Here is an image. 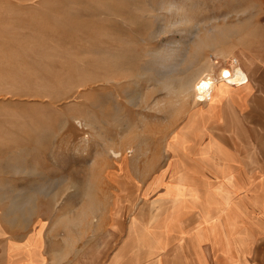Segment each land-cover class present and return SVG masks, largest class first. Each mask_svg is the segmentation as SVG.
<instances>
[{
	"label": "rangeland",
	"instance_id": "374dc122",
	"mask_svg": "<svg viewBox=\"0 0 264 264\" xmlns=\"http://www.w3.org/2000/svg\"><path fill=\"white\" fill-rule=\"evenodd\" d=\"M29 245L264 264V0H0V264Z\"/></svg>",
	"mask_w": 264,
	"mask_h": 264
},
{
	"label": "crops",
	"instance_id": "0c3cea01",
	"mask_svg": "<svg viewBox=\"0 0 264 264\" xmlns=\"http://www.w3.org/2000/svg\"><path fill=\"white\" fill-rule=\"evenodd\" d=\"M246 77H247V82L245 83V84H243V85H241L240 87H238V88H242V87H244V86H247L248 85V83H249V78H248V75H246ZM237 87H232V88H230L229 89V91L227 92V94H225V96H223L222 98H220V100L219 101H221V100H223L225 97H230L231 95V93L230 92H232V91H234V90H236V91H238L237 89H238ZM215 105H214V114H215V110L218 108V106H219V103H214ZM222 159H224V158H221L220 160H222ZM30 246V248L27 250L28 252H27V256H31L30 258H31V260H27L26 261V263L25 262H23L22 264H38V260L36 259V257H38V255H39V253H41L39 250L37 251L36 249L37 248H35L34 247V245H29ZM22 249V248H21ZM21 256H26V255H24V253L23 252H21V254H20ZM2 256H5V260H4V263L5 264H12V257L14 256V250H5V254L4 255H2ZM31 261V262H30ZM36 262V263H35Z\"/></svg>",
	"mask_w": 264,
	"mask_h": 264
},
{
	"label": "bare ground",
	"instance_id": "6f19581e",
	"mask_svg": "<svg viewBox=\"0 0 264 264\" xmlns=\"http://www.w3.org/2000/svg\"><path fill=\"white\" fill-rule=\"evenodd\" d=\"M229 71L231 72V73H233V74H235L236 73V71L232 68V69H229ZM235 72V73H234ZM227 73H229V72H226V71H223L222 72V77L220 76L219 78L221 79V80H223V75L224 74H227ZM223 81H225V82H227V83H230V84H232L234 87H236V83L234 82V80H232V78H230V76L226 79V80H223ZM119 155V154H118ZM117 155V156H118Z\"/></svg>",
	"mask_w": 264,
	"mask_h": 264
},
{
	"label": "built area",
	"instance_id": "2783aa9c",
	"mask_svg": "<svg viewBox=\"0 0 264 264\" xmlns=\"http://www.w3.org/2000/svg\"><path fill=\"white\" fill-rule=\"evenodd\" d=\"M233 66H235V65H233ZM228 70H229V68H228ZM245 76H246V74H245ZM228 77H229V73L224 74L223 75V80H226ZM246 82H247V78L245 79L244 83H246Z\"/></svg>",
	"mask_w": 264,
	"mask_h": 264
}]
</instances>
